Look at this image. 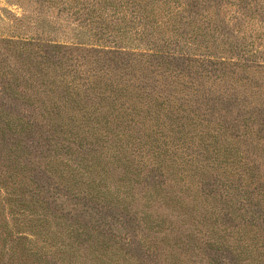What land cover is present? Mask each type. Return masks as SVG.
I'll return each instance as SVG.
<instances>
[{"label":"rangeland","instance_id":"obj_1","mask_svg":"<svg viewBox=\"0 0 264 264\" xmlns=\"http://www.w3.org/2000/svg\"><path fill=\"white\" fill-rule=\"evenodd\" d=\"M48 1L0 0V39L146 54L125 66L139 89L125 101L98 93L112 88L110 56L73 53L87 76L112 72L72 95L64 67L6 66L18 53L0 52V264H264V107L254 103L264 98V0H171L173 10L188 3L190 24L159 3L148 19L158 50L188 52L196 39L238 61L233 85L216 64L156 60L115 32L118 43L98 40L95 24L83 26L96 15ZM131 142L136 154L100 157L103 145L119 153Z\"/></svg>","mask_w":264,"mask_h":264},{"label":"trees","instance_id":"obj_2","mask_svg":"<svg viewBox=\"0 0 264 264\" xmlns=\"http://www.w3.org/2000/svg\"><path fill=\"white\" fill-rule=\"evenodd\" d=\"M55 0H49L48 3H53ZM60 3V6L62 7V11H69L72 8L75 9L74 15L78 16H95L91 19H88L89 23L83 25L84 28H88V26H92V24H95V27L97 28V32L94 34L98 40L101 39H109L111 38L112 41L117 42L115 40L114 36L110 34L111 32H115L119 34V37L126 41V43L132 44L135 43H145V46L147 45V50H144V52L151 53L149 56H154L157 59H165L170 61H177V60H185L187 62H197L199 65V68L205 71L203 66H210V65H217L220 66V69H218L219 72L222 73V76L225 78L226 82L230 85H233L235 82L234 79H241L239 75L234 77L235 73H237L236 68L239 66L237 65L238 61L232 59V58H225L223 56H217L216 53L213 54V52L208 48V46H203L202 42H199L195 39V44L192 45V50H187L188 52H169V51H161L158 49H161V47L158 48L156 46V43L160 42L161 40L156 37L155 30L153 26H148V19L153 14V7L157 9L159 6L155 7V3H159L162 10L166 13V17L174 15L175 18L179 17L178 23L182 22L183 25L190 24L188 21L190 19V12L188 9V3H179L177 10H173L171 6V0H144V2L141 4L140 1L142 0H83L81 4H76L73 6L71 4V0H58ZM174 3V2H172ZM250 5V3L248 2ZM152 7V8H151ZM182 10L187 13V16H184L182 13ZM240 13V12H237ZM188 21V22H187ZM91 22V23H90ZM213 31L217 34L218 28L216 27L213 29ZM237 32V31H236ZM222 35V33H218ZM174 35V34H173ZM164 36V35H163ZM107 37V38H105ZM177 42V41H176ZM118 43V42H117ZM162 47H168L169 41L168 40H162ZM168 43V44H167ZM114 44V43H113ZM116 46H113L111 48H108L107 46L103 45H93L88 43H77V42H63V43H57L56 41H53L51 39H42L40 37H32V36H7V37H1L0 39V52L7 53L15 51L18 53V55L13 56H5L6 59V66L7 63L11 64V66H24L26 63L31 62L32 58L37 59H45L48 61V64L54 65L57 64L58 69H62V67L65 68V70L69 73H71V76H69V80H63L61 79V82L64 85L66 89L71 92L72 95H74V92H77L79 94V87L83 88L85 93H89L91 89H88V86L92 83V81H88V78L90 76H100L104 73L106 70L107 73L110 70H107L106 68H97L96 70H92L90 76H87V71L84 69L86 67V63L84 60L78 59V54L73 53H83L85 56L86 54L89 55V58L91 57H100V56H110L109 62L114 63L113 72L114 74L110 75L107 78V81H109L112 88L99 90L98 93L102 96L108 97L110 100H118V98H122L125 101L128 100V98H134L133 94L138 92L139 89L135 87V81L129 76V74L125 71V66L132 62H138L140 58H143L146 53L139 52L134 53L135 49L131 48H125L118 46L117 44H114ZM90 46L91 48H84ZM157 47V50H155ZM215 50L223 51L221 48H216ZM228 52L231 53V55L234 53V55L237 56V54L242 53L240 50H229ZM199 53V54H194ZM219 53V52H217ZM222 53V52H220ZM224 53V52H223ZM1 55V54H0ZM23 56L26 57V59H23ZM238 59V58H237ZM240 60V59H238ZM27 61V62H26ZM52 61V63H51ZM236 61V62H235ZM95 62V61H94ZM74 63V65H70ZM123 63V64H122ZM262 64H257L255 67H259ZM121 66V67H120ZM63 68V70H64ZM64 70V72H65ZM63 72V71H62ZM112 72V71H110ZM109 72V73H110ZM1 73V72H0ZM76 74L78 76H76ZM2 75V73H1ZM84 76H87L84 78ZM189 78H191L188 75ZM59 78H62V74L59 75ZM244 79H249L245 78ZM28 81V79L26 78ZM85 81V84L80 85L79 81ZM30 81V80H29ZM90 82V83H89ZM190 83L193 84L194 81L190 80ZM80 85V86H78ZM134 85V86H133ZM42 86L45 89V84L42 83ZM229 86V85H228ZM260 91H264V85H259ZM140 88V87H139ZM102 89V88H101ZM46 90V89H45ZM193 90L198 92L199 90H196L193 88ZM47 91H50L51 93L54 91V87L49 88ZM226 92V91H225ZM232 92V91H231ZM262 95V94H260ZM227 98V97H226ZM225 97H221L220 100L224 101L226 99ZM157 99H160V96H157ZM155 99L154 101H157ZM227 100H231L230 97ZM253 101V100H252ZM152 102V101H150ZM216 102V101H215ZM259 102V103H257ZM218 103V102H217ZM254 103L257 105H260L264 107V98L263 99H255ZM170 110V105L169 108ZM131 123L132 120H128ZM133 124V123H132ZM264 125V124H263ZM258 126H260L258 124ZM131 138V137H130ZM108 143L111 141L107 140ZM102 152L100 153V157H109V158H119L128 154H136V151L139 149L133 142L127 144V149L124 148L119 153H115L114 150L111 148V146H104L101 147ZM105 151H104V150Z\"/></svg>","mask_w":264,"mask_h":264}]
</instances>
